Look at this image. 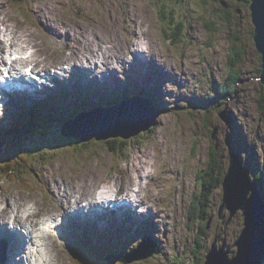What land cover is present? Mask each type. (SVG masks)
<instances>
[{
	"label": "rangeland",
	"instance_id": "rangeland-1",
	"mask_svg": "<svg viewBox=\"0 0 264 264\" xmlns=\"http://www.w3.org/2000/svg\"><path fill=\"white\" fill-rule=\"evenodd\" d=\"M25 1L35 10L41 24L37 27L25 20L12 0H0V52L3 47L8 50L11 42L19 46L26 41L29 49L24 51L29 50V53L22 55L27 60L31 54V59L44 66H48L47 53L52 55L53 64L63 61L65 63L62 64L70 69L73 66H90L84 58H91L94 68L88 67L84 72L91 74L89 69H96L97 84L104 88L102 91L99 86L88 97L95 87L87 86L78 99L92 104L109 93L123 91L129 81H134L139 88L151 87L149 91L154 97L153 102L150 97L149 106L160 113L156 130L153 133L144 131L130 139L127 155L119 158L104 146L103 141L96 139L93 141L99 144L95 148L76 152V140L57 128L49 146H40L37 142L31 145L42 157H36L39 161L33 164L31 187L19 189L15 184L2 183L4 191L12 194L3 201V206H7V201L12 203L9 212L15 214L16 204H22L24 208L26 204L35 202L36 215L45 218L63 211L69 213L81 206L82 200H94L99 185L102 190L106 185H112L110 189L114 193L126 190L127 177L118 168L130 175L129 168L136 163L137 173L142 176L138 178L141 183L130 186V190L139 191L140 196L136 192L134 196H139L144 202L142 207L135 206L137 212L142 213L149 207L148 213L136 221H128V231L121 226L107 224L114 231L110 235L115 243H125L131 238L136 243L143 239L141 233H146V229L151 233L160 253L133 264H192L200 229L189 219L188 211L194 194L200 190L197 172L206 169L210 160L215 158V147L221 154L223 179L229 172L232 152L240 151L251 179L261 180L264 187V87L256 77L263 62L255 43L252 1L184 0L182 4H173L179 19H186L181 29V43L165 39L166 31L161 28L157 7L152 0ZM235 36H238L236 40ZM67 38L76 40L84 63L79 62ZM126 42L131 44L129 50ZM235 44L242 58L236 66L242 82L237 84L238 89L232 99L221 104L217 101L215 105L214 97L232 74L228 63ZM134 54L137 60H133ZM130 61L136 62L134 69L129 66ZM105 62L111 63L113 72L117 74V77L112 75L108 82L110 75L104 79L101 68ZM82 76L75 75L72 80L82 79ZM66 90L70 92L68 88ZM73 92L75 95L71 93L66 99H77L79 91L75 89ZM2 111L0 123L4 126L11 124L12 118L19 114L13 104ZM153 112L139 111V116L144 117L142 121H134L133 125L140 126L143 123L139 122L150 121ZM56 121L59 123L60 119ZM47 160L50 162L46 163ZM140 165L148 176L141 172ZM37 171L40 176H35ZM94 183L98 184L96 188L92 186ZM13 192H18L19 198ZM65 193L73 196V203H64L62 196ZM222 202L223 188L220 186L212 196L209 228L200 233L202 244L198 252L204 259L217 237L218 245L224 242L226 248L232 250V256L237 251L234 245L244 228V216L242 210L232 215L228 206L221 209ZM132 222L135 225H131ZM142 222H145L144 226ZM54 226L50 237L54 239L57 255L52 256V261L75 264L73 246L77 234L71 231L85 233L71 219L63 227ZM16 227L17 224L13 226ZM86 236L97 246L104 242L99 241L98 234L93 231ZM100 239L107 237L101 236ZM8 251V255L13 256L11 250Z\"/></svg>",
	"mask_w": 264,
	"mask_h": 264
},
{
	"label": "water",
	"instance_id": "water-1",
	"mask_svg": "<svg viewBox=\"0 0 264 264\" xmlns=\"http://www.w3.org/2000/svg\"><path fill=\"white\" fill-rule=\"evenodd\" d=\"M252 20L255 26V43L262 54V81L264 84V0H252ZM144 112L139 106L127 104L117 110H105L100 113H86L65 127L66 135H75L83 142L93 138L108 140L111 138L130 139L155 124V117L149 122H139V113ZM144 117V116H143ZM226 119V117H225ZM225 206L234 215L242 210L244 228L235 243L237 253L230 257V250L224 246L218 248L216 243L207 255L205 264H262L264 259V204L259 197L255 181L250 180L248 170L242 165L238 154L233 153L231 165L224 178ZM253 192V194H251Z\"/></svg>",
	"mask_w": 264,
	"mask_h": 264
},
{
	"label": "bare ground",
	"instance_id": "bare-ground-1",
	"mask_svg": "<svg viewBox=\"0 0 264 264\" xmlns=\"http://www.w3.org/2000/svg\"><path fill=\"white\" fill-rule=\"evenodd\" d=\"M130 14V13H129ZM137 15V14H136ZM45 20V19H44ZM43 20V21H44ZM136 20V19H135ZM131 21V20H130ZM45 27V26H44ZM47 27V26H46ZM49 27V26H48ZM53 30V29H52ZM61 31H63V30H61ZM117 33V32H116ZM254 34H255V32H254ZM64 36H62V37H60L61 39L63 38ZM255 37V36H254ZM27 38V37H26ZM136 38V37H135ZM84 39V38H83ZM134 39V38H133ZM138 39H140V38H138ZM67 40V39H66ZM79 41V40H78ZM110 42V41H109ZM125 42V41H124ZM27 42L25 41V43L24 44H21V45H19V46H17V48H16V50H24V49H29V47L27 46V45H25ZM29 43V42H28ZM74 44V43H73ZM79 44V43H78ZM15 45H17V44H14V46ZM81 45V44H80ZM126 49L127 50H129L130 48H131V44L130 43H127L126 42ZM69 46H71V45H69ZM72 48L74 49V52L75 53H77V55H78V59L80 60L79 62H81V63H84V61H83V59H82V57L80 56V52L78 51V47H77V45H72ZM132 48H134L133 46H132ZM258 50V49H257ZM5 52V49H4V47L3 48H1V52H0V60H3V62H5V61H8L9 62V60H7V57L5 56V55H3V53ZM262 55V54H261ZM133 60L134 59H136L137 60V57H136V55L134 54L133 55ZM184 58V57H183ZM43 59H44V57H43ZM48 59H49V57H48ZM85 59V63H88V64H90V66H88V67H93L94 68V65H93V62H92V60H91V58H87V57H85L84 58ZM123 59H125V58H123ZM128 59H129V57H128ZM22 60V59H21ZM21 60H19V59H14L13 60V62H12V64H11V70L12 71H16V70H20L22 67H24L25 65L24 64H22V61ZM105 63H108L109 64V66H107L108 64H105ZM105 63H103L102 65H101V68H102V71L104 72V74H103V78L105 79V76H107V74L108 75H113V77H117V74L115 73V72H113V69H112V64L111 63H109V62H105ZM185 63V62H184ZM129 66H131L132 68L134 67L135 68V66H136V62L134 63V62H131L130 61V63H129ZM86 65H84V66H82V67H76V66H73V69H71V70H68V72L71 74V76L73 75V76H75V75H83L82 76V80H78V81H81V82H83V84L81 83V82H79L78 84L79 85H77V88L76 89H83L84 87H86L88 84H91V85H93L94 87H95V89H94V91L96 92L97 91V89H98V85L99 84H97V77H96V75H97V70L96 69H89V70H91V74H87L86 72H84L87 68H88ZM133 68V69H134ZM157 69V68H156ZM94 70H96V71H94ZM189 71V70H188ZM42 72V71H41ZM182 73V72H181ZM42 74L43 75H49V74H47L46 72H42ZM186 74V73H185ZM51 76V75H50ZM64 76H66V75H64ZM72 76V77H73ZM187 76V75H186ZM185 76V77H186ZM49 77V76H48ZM194 77V76H193ZM187 78V77H186ZM35 79H37V77H35ZM107 79V78H106ZM188 79V78H187ZM191 79H193V78H191ZM191 79H190V81H191ZM258 80H261L262 81V77H261V79H259L258 78ZM107 82L108 81H110V78L109 79H107L106 80ZM158 82V81H157ZM189 82V81H188ZM263 82V81H262ZM128 84H133V83H131V82H128ZM156 84V83H155ZM191 85V84H190ZM103 86H100V89L101 90H103ZM172 89V88H171ZM62 91H63V89H61ZM74 91V90H73ZM33 92H34V90H30L28 93L29 94H32L33 95ZM57 92H59V95L61 94V95H63L62 93H60V89H58L57 90ZM82 92V91H81ZM28 93H26V95L28 94ZM39 94V93H38ZM92 94H94V92H92ZM66 94L64 93V98L66 97L65 96ZM123 96H125V94L123 93L122 94ZM90 96V94H88V97ZM91 97V96H90ZM44 100V99H43ZM61 100V99H60ZM123 99H118V102H121ZM45 101V100H44ZM23 103H25V102H23ZM127 149V148H126ZM126 151V150H125ZM140 167V170H141V172H145L146 173V169L144 170V167H142L141 165L139 166ZM143 169V170H142ZM127 170V169H126ZM139 170V168L137 167V164L136 163H132V165L130 166V168H129V174H130V181H128V183H129V187L130 186H132V185H134V184H140L141 183V181L140 180H138V178H142V176L139 174V173H137V171ZM140 172V171H139ZM147 174V173H146ZM93 176V175H92ZM146 176V175H145ZM147 176H148V174H147ZM133 177H134V180H133ZM113 180V179H112ZM251 181H253V180H251ZM89 184V183H88ZM94 188H96L97 186H98V184L97 183H94V185H92ZM92 186H90L89 188L90 189H92ZM99 188H98V190H97V196L95 195V197H93L94 198V203H92L93 201H89L88 203H87V206L88 205H90V207H92V206H94V207H97V208H99L100 210H101V214H99L100 213V211H97L98 213H96V212H94L93 211V209L92 208H90L89 210H88V213L87 214H85L82 210L80 211H78V212H76L75 213V217H78L79 219H81L79 222V224H78V226H79V228H81L80 230L82 231V232H84L85 234H88V232L89 231H100V233H98V238L100 239V237L101 236H105V237H107V242H109L111 245L112 244H114L115 243V241H114V243H111V242H113V238H112V236L110 235V234H112L114 231H113V229H108V226H107V224L110 222L111 223V225L112 226H121V228L122 227H124V229H125V231H128L129 230V228H127L128 226H127V224H128V221H132V220H138L142 215H145V214H147L148 213V210L149 209H147V208H149V207H146L145 209H143L142 210V213H138L137 212V207H135L134 206V204H132V203H129V205H122V207L120 208V214H121V217L119 216V212L118 213H116L112 208H109V206H108V204L106 203V204H103V203H101V202H97V201H99V199H100V196H101V194H102V192L100 193V191L102 190V188H101V185H99L98 186ZM110 188H113V186L112 185H109V186H105L104 187V190H102L103 192H104V194H105V197H108V198H113L111 195H112V193H113V190L111 191V189ZM88 191H89V189H87ZM137 194H139V196H140V192L139 191H135ZM13 194H14V196H16V198H19V194H18V192H13ZM153 194V193H152ZM7 195V196H6ZM5 196L6 197H10L12 194H10L9 196H8V193L6 194ZM127 197H139V196H137V195H135L134 196V193L133 192H131V191H128L127 192ZM3 198V197H2ZM65 199L69 202V203H73V201L71 200L72 199V196H70L69 194H67L66 196H65ZM23 200H25V199H23ZM1 203H2V201L0 200V217H3L2 219H3V221H4V223L5 224H7L8 226H11L12 224H15V223H17L18 225L19 224H22V226H23V229L25 228L26 230H27V232H28V236H32L31 234H30V232H29V230L27 229V226L29 227V229L31 230V228H30V226H29V224L27 223V216L28 215H31V214H35V207L33 206L34 204H35V202H34V204H31V203H28V205L26 204V206L23 208V205L22 204H16V206H14V208H17L18 209V213H15V214H13V213H8V211L6 210V208L5 207H2L1 206ZM37 205H38V203H37ZM149 205V204H148ZM82 206V205H81ZM108 206V207H107ZM10 207H13V204L12 203H10ZM66 207V206H65ZM107 207V208H106ZM153 207V206H152ZM99 209H97V210H99ZM147 209V210H146ZM103 211V212H102ZM85 212H87V210L85 211ZM83 215V216H82ZM158 215V214H157ZM50 217V216H49ZM38 218H40V217H38ZM157 218V217H156ZM40 219H44V220H46L48 223H51L52 222V219L51 218H40ZM54 219V218H53ZM61 219V218H60ZM60 219L57 217V219H55V221L57 222V224H59V225H61V221H60ZM33 225H34V227L36 228L39 224H37L36 222H32V221H30ZM131 225H135V223L134 222H132V224ZM144 226V225H143ZM2 227H4L2 224H0V229L2 228ZM70 227V226H69ZM5 228V227H4ZM40 228V227H39ZM38 229V228H37ZM64 229V228H63ZM70 230V229H69ZM79 230V231H80ZM136 231V230H135ZM63 232V231H62ZM146 232L148 233V234H151L147 229H146ZM47 233H50L49 232V230H43V229H38V231H37V235L39 236V237H42L44 234L46 235ZM61 233V232H60ZM71 233L73 234V233H75V231L74 230H72L71 231ZM91 234V233H90ZM90 234H89V236H90ZM1 236V235H0ZM53 236V235H52ZM67 236V234L65 235V237ZM72 235H70V237H71ZM100 236V237H99ZM83 237V238H82ZM94 237V236H93ZM136 237V236H135ZM81 238L83 239V240H85V241H90V239H88L87 238V236L86 235H81ZM18 247L19 246H22V244H29V241H27V239H26V237H25V239H24V237H22V236H20L19 235V237H18ZM66 239V238H65ZM98 239V240H99ZM127 239V238H126ZM125 239V240H126ZM39 240H42V239H39ZM129 239H127L126 240V242L124 243L123 242V244L124 245H126L125 247H122V248H128V247H131V245H132V242L131 241H128ZM136 240V239H135ZM46 242V244H47V242H48V240H45ZM93 242V241H92ZM31 243L34 245V246H37L38 245V240H35V239H33L32 237H31ZM0 244L2 245V247H3V249H4V257H5V259L7 260V261H11V256H9L8 255V249H12V248H14L15 250H17V246L16 245H13V243H11V242H7L4 238H1L0 237ZM44 244V243H43ZM40 247V245L39 246H37V251L39 252V253H41V254H46L45 256H44V258H43V260H42V263L41 264H56L55 262H53V261H51V259H52V256L53 257H55L56 255H57V250L56 249H49V248H45L44 250L43 249H40L39 248ZM7 248V249H6ZM13 249V250H14ZM46 250H47V253H46ZM97 252L98 253H101V250H99V249H97ZM55 253H56V255H55ZM17 257V256H16ZM19 257H17V259H18ZM59 259V258H58ZM61 260V259H60ZM73 260V259H72ZM17 261V263L18 264H21L18 260H16ZM68 261V260H67ZM12 263H14V264H16L15 262H13L12 261ZM37 264H38V262H37ZM57 264H60V263H57Z\"/></svg>",
	"mask_w": 264,
	"mask_h": 264
},
{
	"label": "trees",
	"instance_id": "trees-1",
	"mask_svg": "<svg viewBox=\"0 0 264 264\" xmlns=\"http://www.w3.org/2000/svg\"><path fill=\"white\" fill-rule=\"evenodd\" d=\"M168 1V2H167ZM206 1H217V0H206ZM247 3L251 0H244ZM17 4L20 6L24 5V0H15ZM154 5L157 7V11L159 14V19L161 20V28L165 29L166 36L165 39L167 41L178 42L181 43L183 34L181 33V29L184 27L185 20L179 19L177 16V8L173 4H182L185 2L184 0H152ZM172 3V4H171ZM186 16V15H185ZM163 22V23H162ZM255 32V31H254ZM235 36L234 39L236 40ZM238 44V43H236ZM235 47L232 48L231 57L229 58V68L232 71L230 78L227 79L222 86L219 88L218 94L214 97V104L216 105L217 101L221 104L225 103L227 100L232 99L237 92V84L242 82L241 74L239 70L236 69V66L240 64L241 54L240 50ZM257 48V47H256ZM262 76V68H260L259 72L256 74L257 79H261ZM262 84L263 82L259 80ZM264 87V84H263ZM224 97V98H223ZM221 100V101H219ZM156 130L155 127L148 129L150 133H153ZM147 131V132H148ZM131 140H123L121 138L111 139L103 144L104 146H108L113 152V154L119 158L120 155H124L126 153V148L130 145ZM99 142L93 141L90 143H83L81 147H77L76 151H89L95 148ZM118 147H115V145ZM215 158H212L207 165L206 169L199 170L197 172V182L200 187V190L197 191L193 199L191 201V205L189 208V218L192 222H196L199 226L200 233L206 232L209 228L208 220L211 212V202L212 196L217 191V189L223 183V168H222V158L220 151L215 147ZM25 155L22 160H12V158L4 157L0 154V175H8V176H21L23 174H27L31 171L30 168V160L31 155ZM121 157V156H120ZM50 160H47L49 162ZM30 164V165H29ZM258 183L261 186V191L264 193L263 182L258 180ZM199 233V239H197V244L195 248V252L193 253L195 261L192 264H204L205 259L203 256L199 254V248H201V236ZM199 251V252H198ZM102 258H94L89 255H82L81 258L77 259V264H105ZM179 264V263H176Z\"/></svg>",
	"mask_w": 264,
	"mask_h": 264
}]
</instances>
